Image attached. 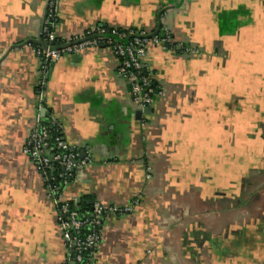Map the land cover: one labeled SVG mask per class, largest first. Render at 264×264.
I'll list each match as a JSON object with an SVG mask.
<instances>
[{
    "label": "crops",
    "instance_id": "0c3cea01",
    "mask_svg": "<svg viewBox=\"0 0 264 264\" xmlns=\"http://www.w3.org/2000/svg\"><path fill=\"white\" fill-rule=\"evenodd\" d=\"M48 1L0 0V264H73L26 153L45 121L75 155L64 202L139 199L104 218L93 264H264V0H60L62 43L90 27L172 35L148 50L165 97L139 119L109 48L38 58Z\"/></svg>",
    "mask_w": 264,
    "mask_h": 264
},
{
    "label": "built area",
    "instance_id": "2783aa9c",
    "mask_svg": "<svg viewBox=\"0 0 264 264\" xmlns=\"http://www.w3.org/2000/svg\"><path fill=\"white\" fill-rule=\"evenodd\" d=\"M60 0H49L47 11L43 19L42 35L44 36L43 47L36 48L35 52L39 59L49 63H55L63 56L72 53H79L84 49L99 47L103 45L109 48L117 60L118 74L120 78L128 85L130 89L131 100L139 109H145L154 106L160 99L165 97V89L154 80L147 69L148 50L152 46L172 45L174 39L167 28L160 31V35H150L145 30H119L112 29L111 35L103 27H90L85 32L70 41L60 45H53L57 38L55 33V18L59 9ZM95 35L102 36V41L95 39ZM128 38H131L128 41ZM63 47L65 45H68ZM193 53L192 50L187 49ZM56 125L55 123H51ZM54 143V147L51 143ZM71 147L63 138H54L41 123L33 130L26 147V153L30 159L35 162L43 175L46 169L50 168L53 163H57L64 169V188L70 183L66 180L77 169L74 153ZM87 158L85 163H90ZM149 171V170H148ZM53 197L54 203L59 211V229L63 241L73 250V264H93L101 243V231L103 220L106 216L123 215L133 211L139 199L133 200V205L117 207L106 206L102 203L93 205L92 219L80 216L78 211H69V203L64 202L61 194L56 195L55 191L48 190ZM80 203V201H72ZM66 216V217H64Z\"/></svg>",
    "mask_w": 264,
    "mask_h": 264
},
{
    "label": "trees",
    "instance_id": "16d2710c",
    "mask_svg": "<svg viewBox=\"0 0 264 264\" xmlns=\"http://www.w3.org/2000/svg\"><path fill=\"white\" fill-rule=\"evenodd\" d=\"M54 22H56V19L54 20ZM105 28V27H103ZM108 30V35H111V29L105 28ZM160 35L162 34L161 32H159ZM159 33L157 35H159ZM95 39L102 41L103 37L102 36H98L95 35L94 37ZM45 40V38H44ZM131 38H128V41H130ZM61 41L59 40H55V42L53 43V45L57 46L60 45ZM168 47H170V45H167ZM36 48H40V45H35ZM42 125L44 127H47L48 131L52 134V136L54 138H63L62 137V130L58 125H53L51 124V122L49 121H45L44 123H42ZM51 146H55L52 140ZM72 151L70 150V153ZM76 172L77 169L74 170V172L71 174L70 177H67L66 180L68 181V183H72L75 178H76ZM64 174V169L62 168V166L58 165L57 163H53L51 165L50 168L46 169L45 174H44V178L46 180L45 185L48 188V190H53L55 191L56 195H59L62 193L63 189H64V178L61 177V175ZM69 211H78L80 216L84 217V218H88V219H92V212H93V207L88 205L86 202H80V203H73L70 202L69 203ZM66 217V216H64Z\"/></svg>",
    "mask_w": 264,
    "mask_h": 264
},
{
    "label": "water",
    "instance_id": "95a60500",
    "mask_svg": "<svg viewBox=\"0 0 264 264\" xmlns=\"http://www.w3.org/2000/svg\"><path fill=\"white\" fill-rule=\"evenodd\" d=\"M44 19V18H43ZM158 33H156V35H157ZM32 43H34V44H37V45H40V46H42L44 49H46V45L42 42V41H31ZM66 46H69V44L68 45H65V46H63V47H66ZM152 113V108L151 107H148V108H146V109H144V110H142V111H138L137 112V118L139 119L141 116H142V114H151ZM84 152H83V155L82 156H84Z\"/></svg>",
    "mask_w": 264,
    "mask_h": 264
}]
</instances>
